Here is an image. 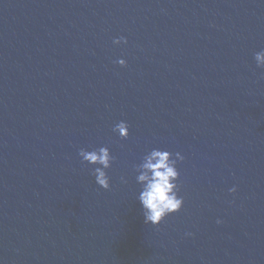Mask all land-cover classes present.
<instances>
[{"label":"water","instance_id":"water-1","mask_svg":"<svg viewBox=\"0 0 264 264\" xmlns=\"http://www.w3.org/2000/svg\"><path fill=\"white\" fill-rule=\"evenodd\" d=\"M261 50L264 0H0V264H264ZM104 146L110 190L79 155ZM154 148L185 157L160 225Z\"/></svg>","mask_w":264,"mask_h":264},{"label":"clouds","instance_id":"clouds-1","mask_svg":"<svg viewBox=\"0 0 264 264\" xmlns=\"http://www.w3.org/2000/svg\"><path fill=\"white\" fill-rule=\"evenodd\" d=\"M114 44H127L126 37L115 39ZM257 67L264 68V50L254 55ZM121 66H126L127 61L123 58L118 60ZM114 132L123 139L130 136L129 125L126 121H120L115 125ZM79 155L83 161L95 166L92 174L96 183L105 190L111 189V180L107 170L112 167L115 157L111 150L104 146L92 151L80 149ZM185 157L180 152L154 148L146 153L141 162L135 166L136 182L140 186L137 196L143 210L144 222L153 225H160L166 217L182 210L184 199L179 195L180 171L177 167ZM123 183H127L121 177ZM230 192L235 193L237 188L233 186ZM222 223V221H217ZM192 235V233H188Z\"/></svg>","mask_w":264,"mask_h":264}]
</instances>
